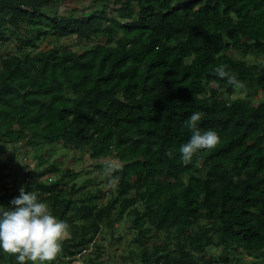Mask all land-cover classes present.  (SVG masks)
Listing matches in <instances>:
<instances>
[{
  "label": "trees",
  "instance_id": "trees-1",
  "mask_svg": "<svg viewBox=\"0 0 264 264\" xmlns=\"http://www.w3.org/2000/svg\"><path fill=\"white\" fill-rule=\"evenodd\" d=\"M64 1L0 0V42H16L14 53L0 55V140L122 162L105 201L97 200L100 185H67L75 173L54 163L33 178L26 172V192L69 225L59 258L77 261L104 224L127 214L140 246L130 250L134 264H264V61L245 58L264 55V0H91L96 8L47 9ZM48 36L94 43L81 52L38 48ZM219 65L245 88L215 75ZM196 111L199 128L220 137L201 151L199 167L196 157L184 165L179 152ZM48 172L61 175L43 180ZM19 189L4 182L0 205L12 207ZM156 233L162 238L147 245ZM96 250L93 260L102 262L107 251ZM0 262L17 264L2 249Z\"/></svg>",
  "mask_w": 264,
  "mask_h": 264
},
{
  "label": "rangeland",
  "instance_id": "rangeland-1",
  "mask_svg": "<svg viewBox=\"0 0 264 264\" xmlns=\"http://www.w3.org/2000/svg\"><path fill=\"white\" fill-rule=\"evenodd\" d=\"M91 4V0H65L61 5H51L47 9L56 7L59 11H70L71 7H77L82 10L84 7ZM70 6V7H69ZM98 4H91L92 8H96ZM94 41H87L79 39L75 36L69 38L54 39L52 36L44 37L38 41V48L45 46L69 45L76 51L81 52ZM16 51V42L8 40L0 42V55L14 53ZM236 57H242L241 53L231 51ZM245 58L249 62L264 61V55H247ZM263 96L260 91L253 101H258ZM109 161H115L121 164L122 162L117 156L111 155L106 158L93 159L89 156L88 151H80L69 148H64L60 144L42 145L39 142L33 141L26 143L24 141H17L16 144L9 140H0V188L6 182L11 188H21L27 179L26 172H30V177L33 178L38 170L44 166L54 163L60 169H69L75 173L74 176H66L67 185L73 181L78 186H82V192L88 189L102 187L104 196L98 198V201H105L110 196V188H107L108 178L104 176L103 171ZM61 173L48 172L42 179L51 181L58 178ZM113 218V217H112ZM128 215L125 214L119 219H114L111 226L103 225L101 232H99L93 240V245L89 246L81 255H77L79 264H113L119 262L121 264H134L131 260L132 255L130 250H138L139 243L134 242L133 238L136 236V230L131 227L128 222ZM157 235V236H156ZM163 234H155L150 236L145 242L151 246L156 238H162ZM96 245H102L107 251L106 258L102 262L95 259L97 253ZM215 254L220 252V249L214 248L212 250ZM63 253V251H61ZM61 254V253H60ZM60 256V255H59ZM52 262V264H74L68 257L59 258ZM113 256L114 258H111ZM236 256V253L235 255ZM241 259H245L247 263L252 260L251 256L245 254L238 255ZM102 258V256H101ZM264 263V253L262 255ZM0 264H2L0 262ZM214 264H223L217 263Z\"/></svg>",
  "mask_w": 264,
  "mask_h": 264
},
{
  "label": "clouds",
  "instance_id": "clouds-1",
  "mask_svg": "<svg viewBox=\"0 0 264 264\" xmlns=\"http://www.w3.org/2000/svg\"><path fill=\"white\" fill-rule=\"evenodd\" d=\"M226 65H219L214 74L234 89H244L245 84L237 76L226 70ZM203 113L193 112L187 121V127L192 135L190 140L179 148L181 161L184 165L193 164L199 167L202 150H213L220 143V137L214 130L202 131L198 122ZM167 155L172 157L170 150ZM121 165L109 161L103 171L108 178L107 188L115 190L119 176L113 173L119 171ZM20 195L11 201L12 207L0 205V249L4 253L16 257L17 264H52L62 251V242L69 236V225L54 216L49 204L42 202L35 192L19 189Z\"/></svg>",
  "mask_w": 264,
  "mask_h": 264
},
{
  "label": "crops",
  "instance_id": "crops-1",
  "mask_svg": "<svg viewBox=\"0 0 264 264\" xmlns=\"http://www.w3.org/2000/svg\"><path fill=\"white\" fill-rule=\"evenodd\" d=\"M105 260V259H104Z\"/></svg>",
  "mask_w": 264,
  "mask_h": 264
}]
</instances>
